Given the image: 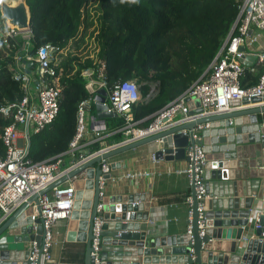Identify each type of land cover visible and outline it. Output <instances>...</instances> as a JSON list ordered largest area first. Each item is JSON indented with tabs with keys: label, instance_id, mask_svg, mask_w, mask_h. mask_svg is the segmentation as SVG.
<instances>
[{
	"label": "built area",
	"instance_id": "built-area-1",
	"mask_svg": "<svg viewBox=\"0 0 264 264\" xmlns=\"http://www.w3.org/2000/svg\"><path fill=\"white\" fill-rule=\"evenodd\" d=\"M262 30H264V0H240L236 18L208 67L189 87L156 110L152 120L146 125H140L139 119H135L132 113V106L141 97L140 84L133 78H127L116 82L108 89L104 62L96 58V46L93 40L91 42L94 50L88 49L86 43L81 41L77 47L70 39L65 46L48 42L39 46L35 52H30L27 45L32 37L31 29L18 30L6 25L4 29L0 27V45L5 56H11L13 77L22 87V96L19 101L0 108L1 111L7 112L11 106H14L12 121L4 127L0 136L4 145V152L0 153V224L27 199L32 191L43 188L63 174L71 165L79 163L98 151L105 150L111 145L133 141L170 123L193 120L213 112L230 110L232 99L243 97L251 99L262 96L264 94V45L259 42ZM10 50L13 51L10 52ZM68 52L84 57L91 56L98 61H94L92 66H86L81 70V74L88 78L85 86L89 95L78 103L76 128L67 149L51 158L33 160L28 155L27 149L29 133L42 129L54 119L58 112L62 92L58 66ZM251 55H255L254 60L250 57L246 58ZM243 59L259 67L257 80L253 83H242L244 69L248 65L243 62ZM149 84L154 85V83ZM99 87L107 90V110L117 112L123 117V123L112 129L114 132H120L122 136L109 145L100 146L90 152H82L81 148L87 131L91 132L90 142L98 141L108 131L105 123L89 122L90 102L96 100V89ZM252 104L250 101L247 105ZM208 126L209 122L197 123L190 129L192 136L199 138V131ZM188 131L184 129V132ZM65 155H68L69 159ZM158 158L155 153H152L153 161H158ZM184 159V166L175 168L174 171L186 174L190 183L194 184L196 197L199 200L198 210L201 211L200 199L206 195L203 173L208 161L207 153L201 144H189L185 149ZM99 166L101 169L98 176L99 195L103 198L105 194L103 189L108 179L106 173L110 174L111 162L109 159L102 158ZM154 172L150 169H134L123 172L122 176L133 179L152 176ZM74 177L39 194L38 208L34 205L30 213L32 232L38 224L35 221L36 218H41L43 264L51 258L49 249L55 242V222L68 219L72 213L76 192ZM184 200L190 204L191 195H186ZM104 206L105 202L99 199L92 221L91 254L96 264L99 262L101 248ZM259 214L254 218L253 227L260 230L258 239L264 241V220H260ZM190 215L189 208L188 217ZM199 227L202 234L204 223L201 214ZM190 231L189 224L187 232L190 233ZM243 239H247L246 235ZM28 249L30 264H35L39 250L35 238L28 240Z\"/></svg>",
	"mask_w": 264,
	"mask_h": 264
},
{
	"label": "water",
	"instance_id": "water-1",
	"mask_svg": "<svg viewBox=\"0 0 264 264\" xmlns=\"http://www.w3.org/2000/svg\"><path fill=\"white\" fill-rule=\"evenodd\" d=\"M0 15L7 27L18 30L30 29V8L26 0H0ZM249 57L254 60L255 55L246 56ZM243 62L248 64L246 59H243ZM96 94L95 107L98 117L118 114L107 110V90L104 87L97 88ZM262 99L264 94L251 99L247 97L232 99L230 110L213 112L193 120L170 123L133 141L111 145L71 165L46 186L38 191H32L27 199L0 224V264H30L29 249L25 243L31 238L37 240L39 247L35 264H43L41 218H36L38 224L32 232L30 213L34 205L38 208L39 194L56 184L69 181L73 176H75L73 183L76 192L68 223L67 239H79L85 243L83 261L67 263L47 260L44 264H96L91 254V238L93 216L96 214L99 199L105 202V206L102 213L104 220L101 224V248L97 264H147L149 259L158 261L157 254L170 252H173L170 258L179 259L180 264H238L241 259H244L243 264H264V241L258 239L259 229L255 228V233L244 239L245 244L241 242L242 230L249 221L255 198L262 200L259 218L261 221L264 220V103H256ZM250 101L254 105H247ZM202 122H209V126L199 131V138H194L190 129ZM184 129L189 131L186 133ZM156 139L161 140L163 149L155 152L157 157H184L185 149L193 143L201 144L207 153L208 161L203 173L206 195L200 199L201 211L198 210L199 200L196 197L194 184L191 183V215L187 218L190 233L181 232L168 235L167 238H151L146 236L143 229L147 226L145 220L148 218L149 203L148 208L145 209V204L137 203L141 200L139 196L108 195L105 188L103 189L105 194L100 198L99 161ZM29 143L28 138L27 149ZM106 176L108 177L109 173H106ZM211 177L219 180L220 184L224 180L231 182L232 192L227 199V206L218 205L219 197H207L208 194L216 195L214 192L210 193ZM200 214L204 223L202 234L199 227ZM10 235L12 238H9ZM216 235L232 237L233 240L226 247L223 242L219 244L213 240ZM166 244L173 247L164 249L157 247ZM216 246H224L227 251L225 253L216 251ZM11 250L13 253L10 252ZM131 252L134 257L132 262H128ZM150 254L153 255L152 258H148Z\"/></svg>",
	"mask_w": 264,
	"mask_h": 264
},
{
	"label": "trees",
	"instance_id": "trees-1",
	"mask_svg": "<svg viewBox=\"0 0 264 264\" xmlns=\"http://www.w3.org/2000/svg\"><path fill=\"white\" fill-rule=\"evenodd\" d=\"M26 0L30 8V52L45 43L65 46L70 39L78 47L93 35L96 58L104 62L108 89L133 78L141 97L132 106L135 119L146 125L156 110L184 91L208 67L226 38L239 10L240 0ZM0 27L5 28L0 15ZM88 28L89 31H88ZM16 49V47H14ZM13 50H10L12 52ZM11 56L0 45V108L21 99L22 87L13 77ZM95 59L68 52L58 66L62 92L54 119L29 133L28 155L33 160L51 158L68 147L76 128L80 100L87 98L88 78L82 68ZM98 62V61H95ZM256 75L248 66L242 83ZM155 82L150 86L149 82ZM14 106L0 110V136L12 121ZM112 129L123 123L112 116ZM115 138H120L118 132ZM100 146L94 144L91 150ZM4 145L0 137V153Z\"/></svg>",
	"mask_w": 264,
	"mask_h": 264
},
{
	"label": "crops",
	"instance_id": "crops-1",
	"mask_svg": "<svg viewBox=\"0 0 264 264\" xmlns=\"http://www.w3.org/2000/svg\"><path fill=\"white\" fill-rule=\"evenodd\" d=\"M261 45H264V41H262ZM247 66L253 69L257 80L259 74V67H257L254 63H248ZM149 83H152V81H150ZM256 103L262 104L264 103V99ZM88 114L89 122L94 121L105 123V125L108 126V131L105 132L103 134V137L98 141L91 142V132L90 130L87 131L84 137V145L81 148L82 152H90V149L94 144L104 146L109 145L119 139L115 138L118 132H114L112 130V127L110 128V125L117 122V119L112 121H110L109 119L110 117L117 116L118 114L107 117H98L95 107V101L90 102ZM158 149H162V143L160 139L141 144L134 148L120 152L112 156L111 158H108L109 161L112 162V165L110 168V174L105 184V191L106 194L113 196H118L120 194H125L128 196L129 194H133L137 197L139 196L141 200H138L137 203L139 202L145 204V209L148 208L147 204L149 203L150 205L148 208V218L147 220H145L147 221V226L143 228L145 229L144 232L146 233V236H149L151 238H167L168 235H175L181 232H187L189 225V223L187 222V218L190 204L187 203L184 198L186 195L191 193V183L186 174L177 173L174 171L175 168L184 166V157L162 156L158 158V161H153L151 159V155L152 153H155ZM65 156L67 159H69L67 157L68 155ZM66 163H68V161H66ZM134 169H150L154 170L155 172L152 176H143L133 179L122 176L123 172ZM211 178L212 186H210V193L214 192L216 195L210 196V194H208L207 197H219L217 199L218 205L222 207L227 206V199L230 197L229 194L232 192L231 182L229 180H224L220 184V181L217 180L215 177ZM114 204L117 205V202L114 201ZM261 210L262 200L255 198L250 211V220L248 221L247 225L243 228L242 236L246 235V237L248 238L250 237V235L255 233L253 221L257 214L261 212ZM70 217L68 219H60L54 224L55 242L50 248V261L56 260L58 262L67 263H80L83 261V251L85 243L79 239H67V230ZM242 236L241 242L245 244V241L244 239H242ZM213 240L217 241L219 244L223 242L224 244H226L227 247L228 243H230L233 238L219 237L218 235H216L213 237ZM25 244L28 245L27 242ZM157 247L164 249L165 247L172 248L173 246L166 244V246L158 245ZM242 248L243 246L241 247V250ZM226 249L227 248H225L224 246H216V251L219 252L223 251L225 253L227 251ZM10 252L13 253V250H11ZM163 253L165 252L163 251ZM171 253L173 252H170L169 254H157L159 256L158 261H153V259H149L147 264H180L181 261H179V259L170 258L173 255ZM232 256L233 255H231V257ZM11 257H13V255H11ZM132 257L134 256L131 252L128 262H132ZM149 257L152 258L153 255L150 254L148 258ZM161 257L165 258L160 259ZM243 260L244 259H241L239 263L243 264Z\"/></svg>",
	"mask_w": 264,
	"mask_h": 264
},
{
	"label": "rangeland",
	"instance_id": "rangeland-1",
	"mask_svg": "<svg viewBox=\"0 0 264 264\" xmlns=\"http://www.w3.org/2000/svg\"><path fill=\"white\" fill-rule=\"evenodd\" d=\"M92 3L88 6L89 8H88V10H89V13L91 14V13H94V7H93V5L95 4L94 3V1L92 0L91 1ZM91 7H93V8H91ZM89 29L90 28H88V31H89ZM263 31V32H262ZM261 32H262V35L260 36V38H259V42L262 44V41H264V30H262ZM85 39H86V47H88V49H92V50H94L95 48H93V44H92V40H93V35H91V36H88V35H86L85 36ZM90 43H91V45H90ZM153 83L155 84V82H152L151 84L153 85ZM92 102V101H91ZM30 130H31V128H30ZM122 135H120V137H121ZM106 188V187H105ZM9 238H12V236L10 235L9 236Z\"/></svg>",
	"mask_w": 264,
	"mask_h": 264
}]
</instances>
